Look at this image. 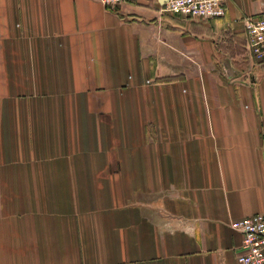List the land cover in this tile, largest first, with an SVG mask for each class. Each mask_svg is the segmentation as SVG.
Masks as SVG:
<instances>
[{
    "label": "crops",
    "instance_id": "obj_1",
    "mask_svg": "<svg viewBox=\"0 0 264 264\" xmlns=\"http://www.w3.org/2000/svg\"><path fill=\"white\" fill-rule=\"evenodd\" d=\"M0 0V264H239L264 215V0Z\"/></svg>",
    "mask_w": 264,
    "mask_h": 264
},
{
    "label": "built area",
    "instance_id": "obj_2",
    "mask_svg": "<svg viewBox=\"0 0 264 264\" xmlns=\"http://www.w3.org/2000/svg\"><path fill=\"white\" fill-rule=\"evenodd\" d=\"M117 11L128 0H96ZM228 0H166L164 11L184 19L203 21L225 17ZM246 50L253 62H264V16L246 23ZM231 227L243 235L239 264H264V215L256 214L234 221Z\"/></svg>",
    "mask_w": 264,
    "mask_h": 264
}]
</instances>
